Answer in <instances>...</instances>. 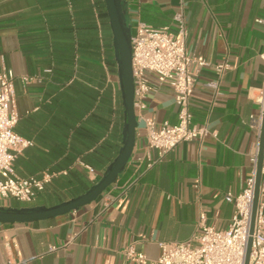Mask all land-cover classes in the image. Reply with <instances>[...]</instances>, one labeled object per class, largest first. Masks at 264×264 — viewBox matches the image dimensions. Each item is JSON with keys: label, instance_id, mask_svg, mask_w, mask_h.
<instances>
[{"label": "crops", "instance_id": "1", "mask_svg": "<svg viewBox=\"0 0 264 264\" xmlns=\"http://www.w3.org/2000/svg\"><path fill=\"white\" fill-rule=\"evenodd\" d=\"M121 1L132 33L139 22L177 31L175 15L183 12L188 51L209 63L196 75L192 120L216 136L181 142L155 161L142 117L176 124L178 107L169 87L152 91L117 180L67 214L0 222V264H134L130 245L155 259L159 241L191 237L202 211L215 228L231 222L225 193H239L251 174L263 115L264 0ZM111 43L101 0H0V70L15 74V129L33 142L15 168L21 176L52 174L32 202L9 198L0 206L52 207L78 197L117 158L125 116Z\"/></svg>", "mask_w": 264, "mask_h": 264}, {"label": "built area", "instance_id": "2", "mask_svg": "<svg viewBox=\"0 0 264 264\" xmlns=\"http://www.w3.org/2000/svg\"><path fill=\"white\" fill-rule=\"evenodd\" d=\"M175 19L178 22L177 31H171L168 26L158 28L139 22L131 40L136 114L146 107L147 95L162 86L172 90L178 107L176 124L167 121L158 124L153 117H142L147 146L157 152L155 161L164 159L181 142L193 139L203 141L211 134L216 136V132L211 131L207 125L193 123L190 109L196 75L209 63L204 56L188 51V31L183 12L177 13ZM258 22L264 23V19H258ZM216 67L223 69L227 64ZM14 79L12 69L3 67L0 70V202L13 198L29 203L45 189L52 174L21 176L16 171L17 156L33 142L15 129L19 115L15 104ZM30 80L28 76L23 77L25 83ZM260 101L264 108V92ZM261 118L256 123L258 140L255 152L251 155V174L239 193H225L226 201L234 204L228 228L218 229L208 225L206 213L202 211L196 231L191 237L185 241H159L161 253L155 259L130 245L126 249V256L134 264H244L250 237ZM56 249L55 246L49 248L50 251ZM249 264H264V163Z\"/></svg>", "mask_w": 264, "mask_h": 264}, {"label": "water", "instance_id": "3", "mask_svg": "<svg viewBox=\"0 0 264 264\" xmlns=\"http://www.w3.org/2000/svg\"><path fill=\"white\" fill-rule=\"evenodd\" d=\"M113 35V46L118 65L119 84L124 106L125 124L123 131V145L119 155L108 167L102 179L94 184L85 193L52 207L25 206L5 207L0 206L1 223H29L37 220L67 214L73 210L96 200L122 173L128 164L136 144V128L138 119L135 110V83L132 71V29L126 21L125 11L121 0H104ZM264 163V108L259 141L257 174L255 194L253 201L250 237L248 239L244 264H249L252 234L254 232L255 215L259 196V186Z\"/></svg>", "mask_w": 264, "mask_h": 264}, {"label": "trees", "instance_id": "4", "mask_svg": "<svg viewBox=\"0 0 264 264\" xmlns=\"http://www.w3.org/2000/svg\"><path fill=\"white\" fill-rule=\"evenodd\" d=\"M101 4H102V7L106 10V6H105L104 0H101ZM111 46H112V65L114 66L115 65V60L113 58V45H112V43H111Z\"/></svg>", "mask_w": 264, "mask_h": 264}]
</instances>
